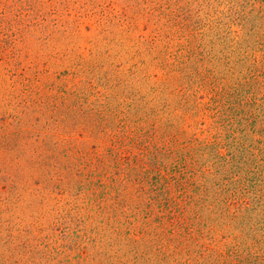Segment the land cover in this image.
<instances>
[{"label":"rangeland","instance_id":"rangeland-1","mask_svg":"<svg viewBox=\"0 0 264 264\" xmlns=\"http://www.w3.org/2000/svg\"><path fill=\"white\" fill-rule=\"evenodd\" d=\"M0 191V264H264V0H0Z\"/></svg>","mask_w":264,"mask_h":264},{"label":"trees","instance_id":"trees-1","mask_svg":"<svg viewBox=\"0 0 264 264\" xmlns=\"http://www.w3.org/2000/svg\"><path fill=\"white\" fill-rule=\"evenodd\" d=\"M90 2V1H89ZM65 4H66V2H65ZM86 4H83V6H85ZM83 6H81V8H83ZM81 13H83V11L81 12ZM52 14H55V13H52ZM44 19H45V21L47 22L48 21V17H47V15H44ZM181 72L183 71V72H185V70L182 68L181 70H180ZM2 179H6V177L5 178H2ZM8 189H10L11 190V194H13L14 193V191H15V185H14V183H13V185H9V187H7ZM2 196V192L0 191V197ZM183 228L181 227L180 229H178V231L179 230H182ZM173 233V232H172Z\"/></svg>","mask_w":264,"mask_h":264}]
</instances>
